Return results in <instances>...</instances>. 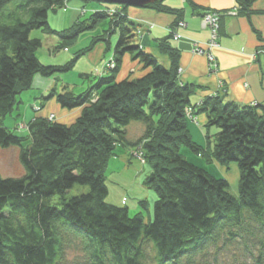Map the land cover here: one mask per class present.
<instances>
[{
	"label": "trees",
	"instance_id": "1",
	"mask_svg": "<svg viewBox=\"0 0 264 264\" xmlns=\"http://www.w3.org/2000/svg\"><path fill=\"white\" fill-rule=\"evenodd\" d=\"M67 1L0 0V148L19 147L24 167L21 176L0 177V264H66L74 245L84 254V264H211L212 251L217 262L216 253L232 246L255 264H264V108L218 94L194 104L195 86L181 81L180 53L171 36L158 41L170 61L166 66L140 49L130 28L134 24L124 14L126 6L112 18L99 11L90 24L80 20L53 29L50 12ZM187 1L200 8L196 0ZM237 2L250 12L254 0ZM144 8L175 14L172 26L184 13L165 0ZM101 18L110 19L106 34L119 29L115 67L81 75L91 83L83 92L65 86L50 95L62 108H82L80 116L69 125L37 118L27 136L7 127L3 119L13 113L17 96L32 87L36 75L71 71L81 55L105 39V34L95 36L65 64H44L36 54L43 40L32 36L33 31L56 35L61 47L68 48ZM125 53L146 71L119 81ZM194 108L207 113L206 146L195 142L188 128V111L193 117ZM134 121L144 126L137 140L128 137ZM141 143L150 166L144 184L156 195L148 217L143 212L130 215L125 204L105 199V170L117 146ZM183 147L221 166L236 163L238 195L231 193L225 178L187 160ZM75 186L87 190L70 195ZM139 203L149 211L147 199Z\"/></svg>",
	"mask_w": 264,
	"mask_h": 264
},
{
	"label": "crops",
	"instance_id": "2",
	"mask_svg": "<svg viewBox=\"0 0 264 264\" xmlns=\"http://www.w3.org/2000/svg\"><path fill=\"white\" fill-rule=\"evenodd\" d=\"M196 3L200 8L195 10L188 1H165V4L172 8L184 10L181 19L186 20L187 25L178 29L181 38L171 37L170 43L180 53L181 81L195 86L192 102L198 104L205 97L218 94L225 100L240 105H260L264 108V54H256L259 49H264V0H254L249 8L250 12H243L237 0H196ZM76 7L77 5H74V8ZM207 10L224 13L221 18L219 46L214 51L218 65L216 70H210L207 58L196 54L193 47L196 42L203 44L210 38V31L204 29L201 25V15ZM233 11H236L237 14L232 15ZM127 12L129 18L137 23L138 29H141L138 30L140 35L137 39L143 49L153 53L162 63L168 66L170 64L169 58L160 52L158 41L170 36V27L178 19L177 16L171 13L158 12L151 8L139 7H130ZM72 14V11H68L63 16L58 15V21H50L49 19L48 22H50L53 29H65L73 25ZM149 24L152 25V28L148 27ZM53 36L47 37L51 45L49 51H47L50 52L47 53L48 60L45 62L41 60L44 64H61L67 60L66 55L58 56L57 54L54 56L51 53L50 48L54 44L56 45L59 39L58 36ZM97 47H99V53L93 55ZM68 52H71L70 48ZM86 54L89 56V60H92L94 66L89 63L90 70L87 72L80 71V76L95 73L97 69L102 68L107 57L106 45L96 44L91 51L84 55ZM92 55L95 56L94 59H92ZM141 68L138 61L135 63L129 55H126L117 79L120 81L131 73L134 77L141 76L146 71L141 70ZM55 75L51 80L53 78L60 79L56 78ZM38 76L34 77L32 87L29 90L17 96L19 97V106L15 115H18L20 120L28 122L35 117L46 118L48 115L54 114L55 121L68 125L73 123L80 116L82 108L72 110L62 108L56 98L50 96L55 86L54 82L47 78L46 83L43 82L37 85ZM82 80L81 87H84L85 84H87V87L91 85L90 80L85 78H82ZM194 109L195 112L192 118L195 120L194 122L188 121V128L194 141L201 144L206 139L207 113L198 111V108ZM9 120L11 122L6 121L5 125H15L14 119L9 118ZM139 129L140 132L135 134L136 136L133 135L135 140L142 135L144 126L142 125ZM209 131L211 134L215 132V130L212 132V129ZM124 199L125 197H123L122 202Z\"/></svg>",
	"mask_w": 264,
	"mask_h": 264
},
{
	"label": "rangeland",
	"instance_id": "3",
	"mask_svg": "<svg viewBox=\"0 0 264 264\" xmlns=\"http://www.w3.org/2000/svg\"><path fill=\"white\" fill-rule=\"evenodd\" d=\"M168 1V0H165ZM185 1V0H183ZM201 1V0H200ZM167 3V2H166ZM168 4V3H167ZM74 5H77L76 8H74ZM112 4H101L98 3L95 0L91 1H86V0H68L66 4H64L63 7L58 8L56 11H51L49 19L50 21L56 20L58 21L57 16L58 15H64L66 12L72 11V19H73V24L75 22H80V20H85L88 24L92 23V15L94 13H97L99 11H105L107 6H111ZM74 8V9H73ZM201 15V25L204 20V17H208V14H213V15H219L220 17V23H221V18L224 13L215 11L214 10H207ZM208 15V16H207ZM178 23H180L178 21ZM87 24V25H88ZM84 26V24H83ZM206 26V27H205ZM202 25L204 29L209 30L208 25ZM110 28V19L108 18H101L98 23H96L95 27L93 28H86L85 31L81 32L78 39L74 41L68 48H62L61 47V40L58 39L56 45L54 44L51 48L50 51L51 53L56 56H62L66 55V59L64 62L61 64H65L69 60H71L73 57L76 56V53H78L76 50L79 48H86L92 41V39L95 36H101L106 34V31ZM210 31V30H209ZM32 36H39L43 39V46L38 50V56L41 60L47 61L48 56L47 52L49 51V46L51 43L47 39V37H54L53 35L46 34L42 32L41 30H34L32 33ZM112 36H115V33H112ZM54 43V42H53ZM105 44V40L99 41L97 44ZM200 43V42H196ZM206 43V42H205ZM116 44V43H115ZM202 44V43H201ZM204 44V43H203ZM202 44V45H203ZM96 46V45H95ZM114 46V43H113ZM70 48L71 52H68ZM63 50V51H62ZM99 47H97L94 50L93 55H97L99 53ZM260 50V49H259ZM65 51V52H64ZM260 52V51H258ZM256 54H259V53ZM91 56L92 59L95 58V56ZM82 56V57H81ZM76 62L74 68L65 73H56V78L60 79H52L51 78L54 76L50 77H44L42 75L38 76V81L37 85L45 82L46 79H50L52 82H54V88L53 91L57 93L61 92V88H64L65 86H68L70 90H74L77 94L80 92H83L85 88L87 87V84H85L84 87H81L83 80L82 76H80V71L87 72L90 70V64H93L89 60V56L86 55H81ZM102 57H103V52H102ZM110 57L109 54H107V57L105 60H107ZM69 58V59H68ZM217 59V58H216ZM132 61H138L139 60H133ZM208 60V59H207ZM90 63V64H89ZM105 63V62H104ZM209 63L210 70H216L218 67L217 63L213 64ZM140 64V63H139ZM104 65V64H103ZM141 65V64H140ZM94 66V64L92 65ZM142 67V65H141ZM92 68V67H91ZM92 75V74H91ZM62 80V81H61ZM68 84V85H67ZM91 84V83H90ZM72 88V89H71ZM88 88V87H87ZM19 98V97H18ZM19 106V103L15 106V110L13 113L5 117L4 123L6 121H10L9 118L14 119L16 122L15 125H9L7 127H10L14 129L18 134H21L23 136L29 135V126L32 121H34L37 118H43V117H35L34 119H31L30 121H24L20 120L18 118V115H15L17 111V107ZM32 109V107H30ZM34 110V109H33ZM189 115V120L188 121H193L195 119L192 118L190 111H188ZM52 114L48 115L46 118L49 119V116ZM54 115V114H53ZM54 117V116H53ZM45 118V117H44ZM55 119V118H54ZM50 120V119H49ZM11 122V121H10ZM9 124V123H8ZM142 122L140 121H134L128 126V137L133 139L137 134L140 132L139 127L142 126ZM215 129H212V132ZM211 133V132H210ZM135 135V136H133ZM206 138V137H205ZM135 140V139H133ZM201 145L206 146V139L205 142H202ZM144 144L141 143L138 147H127L123 146L122 144L118 145L116 148V153L117 156H113L110 158L107 168L105 170V178H106V184L108 186L109 192L106 199V202L115 204V205H121L125 204V206L128 207L130 215H135L138 212H143L145 214V217L149 216V212H152L153 209V204L156 199V195L154 191L150 188L145 187L144 184V178L145 175H147L150 171V166L148 164H144L139 156L140 151L143 150ZM20 149V148H19ZM125 150V152H123ZM120 151V152H119ZM181 153L185 156L187 160L190 162L198 165L205 167L209 173L213 174L216 177H222L225 178L229 183L230 186V191L234 195H238V185H239V178H240V172L239 168L236 163H231L229 166H221L217 162H208L201 156H198V154L192 153L188 148L183 147L181 149ZM20 160V151L18 150L17 146H11L9 148H0V177H18L24 174V167L21 164ZM87 190V187L83 186H75L71 192L70 195H76L81 192H84ZM144 191V192H143ZM123 197L126 198V202L123 203L122 199ZM149 203V211L144 210L142 206H140L139 201L140 200H146ZM139 200V201H138ZM148 219V218H146ZM147 250L150 254H153L152 246L149 245L147 247ZM67 259H66V264H84L85 263V257L84 254L81 252L79 247L73 246L68 249L67 251ZM215 253L212 251L210 255V261L211 264H255V261L250 259L249 257L245 256V252L242 251V249H237L234 246L228 249H222L217 255V262H215L214 256Z\"/></svg>",
	"mask_w": 264,
	"mask_h": 264
},
{
	"label": "built area",
	"instance_id": "4",
	"mask_svg": "<svg viewBox=\"0 0 264 264\" xmlns=\"http://www.w3.org/2000/svg\"><path fill=\"white\" fill-rule=\"evenodd\" d=\"M232 15H236V11H233V13H231ZM209 15V16H208ZM208 17H204V20L202 22V25H208L210 28V38L209 40L204 43L203 45L201 43H195L194 47V52L198 55H202L204 57H206L210 63H217V59L216 56H214V49L218 47V43H219V27H220V17L219 15H213V14H208ZM185 27V23L180 21V23H178L177 27L181 28V27ZM206 27V26H205ZM180 35L175 34L174 37L179 38ZM260 52L258 53H263L264 54V49H260ZM112 60V59H111ZM110 60L106 63H104L103 67L101 69H97V71H102L105 69V67H109L111 69H113L115 67V64H109ZM180 73H181V69H180ZM54 115L52 114L51 116H49L50 120H54L55 117H53ZM139 156L142 157L140 158V160L145 164V159L144 156L141 153H139Z\"/></svg>",
	"mask_w": 264,
	"mask_h": 264
},
{
	"label": "bare ground",
	"instance_id": "5",
	"mask_svg": "<svg viewBox=\"0 0 264 264\" xmlns=\"http://www.w3.org/2000/svg\"><path fill=\"white\" fill-rule=\"evenodd\" d=\"M185 1H187V0H185ZM98 3H102V4H112L111 6H107L106 7V10L104 11H102V12H105L107 15H109L111 18L117 13V11L119 10V9H121V6H126V5H121V4H114V3H104V2H99V1H97ZM127 8H126V11H125V15L127 16V18L130 20V21H132V23L134 24V25H131L130 26V28H132L133 29V33L135 34V39L138 41V36L140 35L139 33H138V25H137V23L134 21V20H132V19H130L129 18V15H128V12H127V10H128V8H130V7H132V6H126ZM214 12H215V10H214ZM180 21H182V22H184L185 23V25H187V22H186V20H184V19H181V20H179V22ZM177 25H178V23L175 25V26H171L170 28H171V30H170V36L171 37H174L175 36V34H178V35H180L179 33H178V29H180V28H178L177 27ZM149 28H152V25H150L149 24V26H148ZM184 27V26H183ZM118 27H116V28H113L112 29V31L109 33V34H105V42H106V49H107V54H109L110 55V57L107 59V60H105V62L107 63L109 60H110V62H109V64H112V63H114L115 65H116V61H114V60H116L115 59V46H116V44L115 43H117V40H118V35H119V29H117ZM182 28V27H181ZM141 30V29H140ZM139 30V31H140ZM220 30H221V23H220V27H219V34H220ZM115 33V36H112V33ZM218 34V35H219ZM219 37H220V35H219ZM175 39H179V38H181V35L179 36V38H176V37H174ZM117 39V40H116ZM100 41H103V40H100ZM219 41V40H218ZM113 43H114V46H113ZM141 44V43H140ZM218 46H219V43H218ZM142 45H141V48L140 49H142ZM142 50H144V49H142ZM216 50V48L214 49V51ZM214 54H215V52H214ZM126 55H129L131 58H132V56H131V54H129V53H125L124 54V56H123V60H124V58H125V56ZM215 56V55H214ZM112 59V60H111ZM123 60H121L122 61V63H123ZM180 69H181V67L179 68V71H180ZM143 154V153H142Z\"/></svg>",
	"mask_w": 264,
	"mask_h": 264
},
{
	"label": "water",
	"instance_id": "6",
	"mask_svg": "<svg viewBox=\"0 0 264 264\" xmlns=\"http://www.w3.org/2000/svg\"><path fill=\"white\" fill-rule=\"evenodd\" d=\"M95 1L144 8L152 3H155L161 0H95Z\"/></svg>",
	"mask_w": 264,
	"mask_h": 264
}]
</instances>
